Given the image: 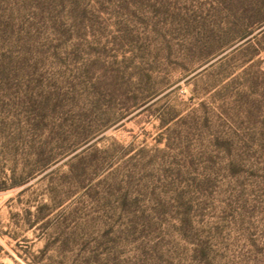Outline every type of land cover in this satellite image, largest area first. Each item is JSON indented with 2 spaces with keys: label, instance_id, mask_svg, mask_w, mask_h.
Instances as JSON below:
<instances>
[{
  "label": "rangeland",
  "instance_id": "374dc122",
  "mask_svg": "<svg viewBox=\"0 0 264 264\" xmlns=\"http://www.w3.org/2000/svg\"><path fill=\"white\" fill-rule=\"evenodd\" d=\"M0 264H264V0H0Z\"/></svg>",
  "mask_w": 264,
  "mask_h": 264
},
{
  "label": "trees",
  "instance_id": "16d2710c",
  "mask_svg": "<svg viewBox=\"0 0 264 264\" xmlns=\"http://www.w3.org/2000/svg\"><path fill=\"white\" fill-rule=\"evenodd\" d=\"M35 133L34 135H30L29 137H31V141H25L22 142V140H18V145H20L21 147H19V149H23V154L27 157L26 159L28 160H32L34 162V168H31V170L29 171V177H25L24 178V172L21 173L19 180L13 178L15 173L12 175L13 179H10L12 181V183L10 184V188H17V187H21L23 186L30 177H35L38 174H41L43 172H45V170L50 167L52 164L57 163L58 161H60L62 158H64L65 156H68L69 154H71L73 151H65L62 154L59 153H54V150H52L51 148H49V146L52 144V142H50L52 140L51 136L46 135L48 133V130L46 129H39L36 128L35 129ZM53 131H49V133H52ZM23 133V132H22ZM38 137H40L41 140H37ZM45 137V138H44ZM89 141V138H85L84 140L81 141V144H85ZM77 157H81V153H77L75 154L73 158H77ZM28 174V173H27ZM74 173H71V178L76 179V175H73ZM47 175V174H45ZM44 175V176H45ZM53 181V180H52ZM62 186H64V184L61 182ZM56 190H52V194L55 193ZM55 201V200H54ZM49 204L45 203L42 204L39 208L43 209V208H48ZM40 221V217H38L36 222ZM31 226H33L31 224Z\"/></svg>",
  "mask_w": 264,
  "mask_h": 264
}]
</instances>
